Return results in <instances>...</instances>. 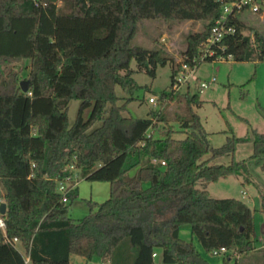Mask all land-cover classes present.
Returning <instances> with one entry per match:
<instances>
[{"label":"trees","instance_id":"16d2710c","mask_svg":"<svg viewBox=\"0 0 264 264\" xmlns=\"http://www.w3.org/2000/svg\"><path fill=\"white\" fill-rule=\"evenodd\" d=\"M239 1L0 0V182L8 206L0 264H71L73 255L98 257L103 264H156L159 256L164 264H210L193 241L181 238L185 225L207 254L226 247L230 261L234 253L251 250L249 205L199 188L248 174V161H213L234 157L238 145L251 139L230 131L222 147L212 148L194 110L203 104V89H173L183 66L197 70L230 55L237 62L264 61V37L241 15L229 20L235 34L214 45L213 56L206 53L222 7ZM148 21L201 22L204 29L189 35L176 63L162 50L134 44ZM133 60L138 72L153 79L159 67L172 64L162 109L147 119L125 116L142 88L133 77ZM27 61L24 93L25 68L18 65ZM72 100L81 105L71 126ZM172 102L186 105L187 115L177 117L185 139H175L169 124L166 138L148 137L167 121L164 111ZM253 145L251 159L264 158V133L254 132ZM81 180L109 183L110 197L89 202L90 214L74 220L70 207ZM171 211L169 218H157Z\"/></svg>","mask_w":264,"mask_h":264},{"label":"rangeland","instance_id":"374dc122","mask_svg":"<svg viewBox=\"0 0 264 264\" xmlns=\"http://www.w3.org/2000/svg\"><path fill=\"white\" fill-rule=\"evenodd\" d=\"M241 19L247 23L251 30L259 32L264 37V9L254 14L245 12ZM201 22H158L148 21L141 33L134 41L137 46L162 50L167 56L173 58L176 63L182 60V53L187 46L189 35L203 31ZM251 32V31H250ZM247 35H252L246 32ZM25 68L21 74V82L29 81L28 73L30 63L24 62L18 65ZM131 69L135 71L134 79L142 87L135 94V100L128 103L125 116L140 119L150 118V112H159L162 105L159 101L164 91H169L172 79V64L159 67L156 78H151L145 73L138 72L135 60L131 63ZM213 77L216 83L203 89L200 98L203 101L201 107H196L195 112L201 117L202 123L209 136L212 148L222 147L227 137L233 131L239 138L249 137L250 142L240 144L234 157L227 156L213 161L217 165H230L233 160L248 161L249 173L242 176L222 179L219 182L208 183L199 186L206 189L216 199H237L243 201L252 210L254 221V233L251 238L250 251L245 254H233L230 261L224 256L207 254L196 238L192 236L191 228L185 225L181 229V238L187 242L193 241L198 250L210 264H264V158L251 159L254 154V132L264 133V61L237 62L234 60H217L203 63L190 75L188 82L181 89L186 93L188 87L195 92L200 82H209ZM116 94L121 99L125 98V92L118 86ZM156 98V105L150 104V98ZM124 101L120 100L119 104ZM81 101L72 100L69 104V123L72 126L78 117ZM166 122L157 125V129L149 133L154 139H164L167 136V126L173 127L174 138L185 139L178 116L187 115L184 103L172 102L165 108ZM91 113V109L85 111V118ZM99 126V125H97ZM210 158L206 156L205 159ZM79 195L70 207V217L80 220L90 214L89 202L100 204L110 197V185L104 182L79 181ZM147 187V185H145ZM5 189L0 182V196H4ZM173 212L165 216L157 215L158 219L169 218ZM71 264H103L102 260L95 257L88 261L82 257L73 255ZM156 264H164L159 256Z\"/></svg>","mask_w":264,"mask_h":264},{"label":"built area","instance_id":"2783aa9c","mask_svg":"<svg viewBox=\"0 0 264 264\" xmlns=\"http://www.w3.org/2000/svg\"><path fill=\"white\" fill-rule=\"evenodd\" d=\"M264 9V0H241L239 2H233L226 4L222 7V12L220 18L216 21L214 27L211 30V34L207 39L204 46L206 47V53L210 56H213L214 53L210 49L214 45H218L222 42L225 37L232 36L235 34L236 29L229 25V20L231 17H235L236 15H241L245 12H251L254 14L260 13ZM206 54V55H207ZM219 60H233V56L230 55L228 58H220ZM194 70L188 66H183L180 73L175 77V81L173 84V89L175 91H180L185 83L188 82V79L191 74H193ZM216 83V78L213 77L209 82H200V87L202 89L209 88L212 84ZM150 104L156 105V98H150ZM148 137H151V134H148ZM165 163H163L164 165ZM71 170H75L72 166ZM66 186L61 184L59 187V191L64 194V202L67 203L66 197ZM2 203H6V200L3 196H0V205ZM0 228L2 231H5V220L4 216L0 213ZM18 240L15 239L14 242L16 243ZM230 252L226 247H223L219 250L214 251L213 255L215 256H226Z\"/></svg>","mask_w":264,"mask_h":264},{"label":"water","instance_id":"95a60500","mask_svg":"<svg viewBox=\"0 0 264 264\" xmlns=\"http://www.w3.org/2000/svg\"><path fill=\"white\" fill-rule=\"evenodd\" d=\"M21 88L24 93L29 91V81H22ZM8 206L7 203H2L0 205V213L5 216L7 214Z\"/></svg>","mask_w":264,"mask_h":264}]
</instances>
